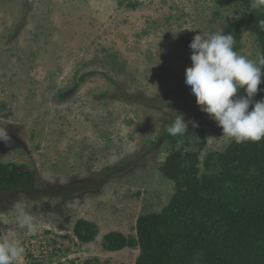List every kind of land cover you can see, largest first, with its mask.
Returning a JSON list of instances; mask_svg holds the SVG:
<instances>
[{"label":"rangeland","instance_id":"1","mask_svg":"<svg viewBox=\"0 0 264 264\" xmlns=\"http://www.w3.org/2000/svg\"><path fill=\"white\" fill-rule=\"evenodd\" d=\"M257 3L264 12V0ZM246 13L240 0H0V126L10 136L0 142V165L32 174L26 191L0 189V239L25 249L13 264H135L137 247L107 252L100 240L110 232L134 238L137 219L161 212L174 194L160 165L185 136L153 144L191 95L192 50L180 37L224 29ZM239 45L250 59L260 53L246 28ZM182 115L206 136L199 159L231 143L199 106ZM115 168L123 171L82 197L48 191ZM17 201L40 225L36 235L18 227ZM79 220L98 227L92 243L74 236Z\"/></svg>","mask_w":264,"mask_h":264},{"label":"trees","instance_id":"2","mask_svg":"<svg viewBox=\"0 0 264 264\" xmlns=\"http://www.w3.org/2000/svg\"><path fill=\"white\" fill-rule=\"evenodd\" d=\"M240 1L248 13L227 22L224 31L234 36L237 51L240 31L246 28L255 35L260 53H264V28L259 24L264 12L252 7L253 0ZM192 39L180 37L188 48ZM87 77L88 74L82 75L80 81ZM255 98L264 99V77ZM124 99L142 100L128 96ZM196 106L192 95L185 104L177 106L153 147L161 141L176 144L179 135H169L167 126L178 114ZM184 136L185 145L178 150L169 146L170 153L160 165L162 175L174 183L170 202L159 213L140 216L134 238L118 232L104 235L101 249L118 252L137 247L135 264H264V139L240 144L232 141L223 151L210 152L201 160L206 147L204 131L190 127ZM122 171L123 168H115L92 181L73 182L48 191L64 198L82 197L99 190ZM31 185L30 172H17L10 164L0 165V189L21 192ZM73 233L80 245H86L97 238L99 230L96 225L79 220Z\"/></svg>","mask_w":264,"mask_h":264},{"label":"clouds","instance_id":"3","mask_svg":"<svg viewBox=\"0 0 264 264\" xmlns=\"http://www.w3.org/2000/svg\"><path fill=\"white\" fill-rule=\"evenodd\" d=\"M258 6L253 0L252 7ZM259 24L264 28V20ZM235 43L234 36L226 34L223 28L195 35L189 44L191 66L185 68L184 82L190 86L200 111L222 128V136L228 142H259L264 139V99L254 102L253 97L264 77V53L250 59L234 49ZM241 89L246 95L240 94ZM188 123L178 114L166 131L171 136L182 135L187 132ZM190 123L198 126L195 121ZM0 142H10L4 126H0ZM14 208L18 227L36 235L40 225L27 205L17 201ZM24 253L18 240L0 239V264H13Z\"/></svg>","mask_w":264,"mask_h":264}]
</instances>
